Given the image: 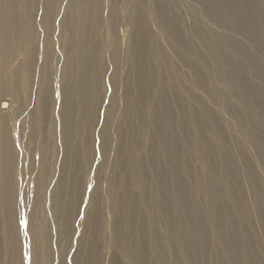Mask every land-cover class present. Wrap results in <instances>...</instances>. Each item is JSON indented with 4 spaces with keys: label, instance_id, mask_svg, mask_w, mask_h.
I'll return each mask as SVG.
<instances>
[{
    "label": "bare ground",
    "instance_id": "bare-ground-1",
    "mask_svg": "<svg viewBox=\"0 0 264 264\" xmlns=\"http://www.w3.org/2000/svg\"><path fill=\"white\" fill-rule=\"evenodd\" d=\"M31 1L43 8L42 23L49 31L60 30L65 7L77 5V0ZM135 1L125 34L112 37L106 49L96 43L80 52L76 82L64 84L60 98L58 90L53 97L46 80L48 67L37 60L35 46L28 67L23 71L11 67L8 81L0 83L5 93L19 96L26 90L40 116L50 115L53 121L57 109L61 119L56 131L59 153L48 159L39 155L46 146L39 115L27 114L31 125L23 132L22 143L33 141L34 158L21 172L20 161L14 160L20 144L13 141L19 132L17 117L25 111L20 103L16 107L0 97L3 264H48L42 243L49 247V239L28 217L25 206L30 207L32 196L28 200L18 192L23 183L41 203L47 199L46 214L69 242L61 260L57 254L53 264H264V184L259 174L264 176V87L255 81H264V67L252 53L264 54L263 2ZM12 3L0 0V75L14 61L10 42L22 39L19 22L15 30L17 12ZM106 17L114 33L111 12ZM123 44L127 75L119 79L120 117L113 124L111 110L116 112L117 97L112 92L100 98L102 76L96 69L115 66ZM46 49L52 50L50 41ZM161 67L167 72L158 71ZM40 76L42 86L36 83ZM220 81L227 88L221 89ZM117 82L115 87L112 78L114 92ZM129 88L134 89L132 95ZM76 112L91 130L86 143L91 158L102 163V173L115 141L113 167L104 174L106 215L97 184L101 169L90 174L81 160L73 124ZM50 129L45 134L52 142ZM240 132L247 134L245 143L254 150L256 163L253 158L247 161ZM55 165L58 168L53 169ZM65 168L83 170L84 177L76 176L68 186L70 177H62ZM22 175L25 180H20ZM93 181L95 187L89 190ZM81 205L85 218L78 220ZM76 219L78 236L71 228ZM83 240L89 245L84 252Z\"/></svg>",
    "mask_w": 264,
    "mask_h": 264
},
{
    "label": "rangeland",
    "instance_id": "rangeland-1",
    "mask_svg": "<svg viewBox=\"0 0 264 264\" xmlns=\"http://www.w3.org/2000/svg\"><path fill=\"white\" fill-rule=\"evenodd\" d=\"M12 2L17 12L16 13L17 27L15 28V30L18 31V22H19L22 39L18 37H14L13 42H10V45H12L15 48V52L13 54L14 61L10 63L9 66H6L5 70L0 75V83H2L3 85L4 83L8 81V77L10 76V72H11V67L19 66L20 70L22 71L28 67V60L31 55L32 47L35 46L37 48L36 50L37 60H39L40 62H42L43 65H46L48 67L47 72L49 73L48 75L49 79H46V80H49L50 84L53 87V97H56L57 90H58L59 98L62 95L64 84H68V83L73 84L76 82L77 57L79 56L80 52L82 53L85 49H87L90 46L95 45L96 43L105 44L104 49H106L110 46V42H112V37H117V34L119 37L123 33L125 34V31L123 30L125 28H128V15L127 14L129 10L132 9L136 4L135 0H77L76 6L71 5V7H67V6L65 7V11L61 19L62 24H60V30H57V31L50 30L49 31V29L42 23V20L46 18H43L44 10L40 4H34L31 0H12ZM262 2L264 6V0H262ZM37 5H39V7ZM103 9H105V13H103L102 15ZM35 11L38 13V16L34 15ZM108 11L111 12V16L115 21V32L114 33L111 31L110 24L107 21L106 14ZM18 15L20 16V18H18ZM12 16L14 17L15 14L14 15L12 14ZM217 29L220 30V32H223L221 29L219 28ZM233 35L238 38H241L240 36L236 34H233ZM47 41H50L52 50L46 49ZM70 42H72V45L70 44ZM124 46L125 44L121 46V49H120L121 51L119 52L120 55L117 59V64L115 66H112V67L105 66L104 70L96 69V70H99L98 72L102 76L101 84H98V87L101 91L100 98L103 99V97H109V95H111L112 92H113L112 97H117L116 102L118 104V107L116 109V112L114 113V111L111 110L112 114H114L113 115L114 117H112L114 119V122L117 120L114 123L112 119L113 124L118 123L119 117H120V104L122 100V91L120 88L118 89L119 79L123 80L124 76L127 75L126 74L127 68L125 67L124 62H123V56H125V51H126L125 50L126 46L125 47ZM245 46L248 47V45H245ZM252 53L254 57L257 59V61L264 67V54H261L255 51H253ZM21 59L23 61H22V64L20 65L19 62ZM158 71H160L161 73H165L166 69L164 67H161ZM112 78L114 79L115 87H116V82L118 80L117 88L115 92L113 91V88L111 90ZM255 81H258L256 82L258 83V85L262 83L260 86L264 87V81H259L257 79ZM36 83L38 86H42L43 77L40 76V78L36 81ZM21 85L25 87V82H23V84ZM219 86L221 87V89L227 88L226 83L223 81L219 82ZM1 87L2 86H0V97L3 96L2 99H7L8 103L10 102L13 106L15 105L16 107L18 103H20L22 107V111H25L24 115H19L17 117L18 120L16 121V127L19 128V132H18L17 139L13 141V144L18 147L20 144V147L17 149L15 153L16 155L14 156V160L20 161V170L21 172L22 171L25 172L27 167L30 166L28 165L29 162L32 163V160L34 158V153L30 152V149H32L34 143L32 140H28L27 143L26 142L22 143L23 132H26L29 128V125H31V121L27 114H31L32 112H35V111L37 113L39 112L36 109L37 103L35 100L29 99V96L26 90L22 91V93L19 94L18 96L17 94H10V93L3 92ZM95 87H96V84H94L93 82L91 86L92 95L96 94V92H94ZM133 92H134V89L129 88L130 95H132ZM16 97H21V98L15 99ZM231 98H234V97H231ZM209 102L211 101H208V103ZM108 104H109V100L107 102V105ZM209 104H211L210 106L213 108L217 107L215 106L214 103L212 104V102ZM262 106H264V104ZM239 107L242 108V105L239 104ZM76 114H78V112H76L73 116V124H74V128L78 130V133L76 135V140L79 143V151L81 153L80 154L81 160L82 162H86V169H88V171L91 172L90 174H92L102 168V163L99 164L98 159L96 160L95 157H94V160L93 158H91L92 149H91V146L87 145L86 143L87 141L86 136L88 132H91V130L87 127L86 121L81 116H79V114L78 115ZM225 114L226 113L223 112L224 116ZM38 115H39V122L40 124L43 125V128H42L43 129L42 131L43 141L46 143V146H44V148L39 152V155L42 158L45 156L46 158L50 159L53 156H57L59 153V146H57L58 135L56 132L60 128L61 119L59 116V111L55 109L54 115H53V121L50 115L46 116V115H43L42 113H41L42 117L40 116V113H38ZM51 121H52V127L50 124ZM50 128L54 129V133L52 129ZM48 129H50L48 131L49 133H53V136L51 134V138L53 137L52 142L50 140V135L47 134L46 136L45 134V132H47L46 130ZM110 129H114V126ZM111 131H112L111 132L112 135H114V131L113 130ZM239 137L245 147V157L247 161H250V160L252 161V158H253V160L256 163L257 161L255 159L254 150L250 146H249L250 148H247V145L245 143L247 139V134L245 132H240ZM76 140H75V143H76ZM75 143L74 145L76 147ZM111 143L112 144H110V147L112 148V150L109 147V151L111 152L108 151V153L106 154L107 156L105 157L106 160L103 165L104 167L103 173L101 169V173L99 177L97 178V180L99 179L97 184L101 191L102 198L104 197L102 200V204L104 205L103 211L105 215L107 214L106 210H108L109 208L106 206L108 202L105 203L107 195L106 193H104L105 191V187H104L105 186V182H104L105 175L104 174H107L111 171L113 167V163H114L113 161L115 160V151L113 149L115 145V141H111ZM74 145H73V148H74ZM45 166H47V164H44V167ZM56 168H58L57 165H55V168L53 169H56ZM188 168L191 169L190 166H188ZM67 169L65 171V175H62V177L66 176L67 177V178L65 177L66 180L70 177L69 180L67 181L68 186H69V181L71 179H74L77 177H78L77 179H79L80 177H84V174L82 172L83 170H76V169L67 170ZM259 174L264 184V176L261 172H259ZM21 177L22 178L20 180H22L25 176L22 175ZM66 180L64 181V183L66 182ZM91 187L93 188L95 187L94 181L91 182L90 185H88L89 190L92 189ZM18 190H19L18 192H21L20 194H23L28 200L30 196H32L30 207L25 206L27 209L28 217L30 216L29 219L32 223L39 226L42 236L49 239L48 241L49 247L45 246L46 243L44 240L42 243L43 259L48 264H53V262L57 258V254H59V258L61 260V258L64 255L65 249H66L65 244L67 242V245H68L69 242L67 238L65 237V235L60 230L57 231V229L53 227L55 219L50 217V214H46V210L48 209L47 207L49 205V202L47 201V199H45V197H43L42 203H41V201L37 198L36 192L33 191L32 189L26 190L24 183L22 187L18 188ZM85 205H81L82 208L79 207L80 212L78 211V214L80 216L77 215L76 217L78 220H80L81 218L83 219L85 218L82 216L83 214L85 215V212L84 213L82 212V210H84ZM87 205H90V203H88ZM23 215H24L23 218L25 219V216H26L25 213ZM107 218H108V215H107ZM78 220L75 222L74 226L71 225V228L74 231L75 235L78 233V230H77L78 225H76L79 222ZM96 241L97 240L95 239L93 243H95ZM82 243L83 244L81 245L80 250L84 252V250L87 249L89 245L84 240L82 241ZM81 251L80 253L82 254L83 252ZM1 261L4 262L2 253H0V264H3Z\"/></svg>",
    "mask_w": 264,
    "mask_h": 264
},
{
    "label": "snow or ice",
    "instance_id": "snow-or-ice-1",
    "mask_svg": "<svg viewBox=\"0 0 264 264\" xmlns=\"http://www.w3.org/2000/svg\"><path fill=\"white\" fill-rule=\"evenodd\" d=\"M22 223H26L25 221H22Z\"/></svg>",
    "mask_w": 264,
    "mask_h": 264
}]
</instances>
